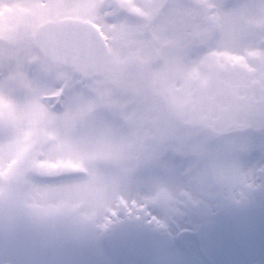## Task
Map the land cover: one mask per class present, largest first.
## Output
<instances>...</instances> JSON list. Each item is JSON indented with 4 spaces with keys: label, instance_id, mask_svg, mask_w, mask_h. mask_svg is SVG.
Segmentation results:
<instances>
[{
    "label": "clouds",
    "instance_id": "obj_1",
    "mask_svg": "<svg viewBox=\"0 0 264 264\" xmlns=\"http://www.w3.org/2000/svg\"><path fill=\"white\" fill-rule=\"evenodd\" d=\"M235 5L229 24L218 25L200 18L207 28L206 47H211L223 32L229 31L243 38L251 31L264 27V23L246 15L247 7L258 18L264 19L260 0H233ZM26 29L35 41L37 34L48 37L57 29L43 26ZM65 40H57L51 51H45L34 70V86L21 90L26 109L17 114L19 123L28 135L17 147L11 162L0 167V201L26 209L41 220L51 223L67 222L74 227L85 228L101 214L107 213L120 198L121 186L132 178L143 165L125 173L121 166L98 170V160L87 164L83 171H71L82 177L78 183L64 187H38L31 182L33 176L67 173L62 165L42 164L57 155L64 146L94 152L101 146L123 147L126 151L141 155L155 147L162 155L175 153L178 145H190L200 141L207 145L220 139L218 134L192 117L191 93L202 94L204 84L199 76H189L179 81V87L157 85L149 78V68L141 71L139 92H121L112 86V74L129 75L133 66L118 63L109 49L99 47L90 54L92 67L83 71L77 67V51L65 47ZM123 48L122 41H115ZM162 63L154 54L153 65ZM42 65L47 70H42ZM234 70L230 64L220 67L216 58L204 56L200 72L213 83L218 75ZM60 73L65 75L61 76ZM187 93V97H185ZM119 97L126 110L137 119H125L117 104ZM0 120V135L7 137V109ZM161 128L167 134H161ZM55 168L44 171L43 168Z\"/></svg>",
    "mask_w": 264,
    "mask_h": 264
},
{
    "label": "snow or ice",
    "instance_id": "obj_2",
    "mask_svg": "<svg viewBox=\"0 0 264 264\" xmlns=\"http://www.w3.org/2000/svg\"><path fill=\"white\" fill-rule=\"evenodd\" d=\"M14 3L15 0H0V9L13 7ZM22 3L41 19H62L85 8L91 11L96 23L107 34V40H101L99 34H95L63 42L66 48L77 51V67L83 71L92 67L90 54L99 47L109 49L116 58L119 48L115 41L119 40L128 49L127 55L120 56L124 61L148 65L152 54H159L162 63L149 72V78L157 85L179 87V81L199 76L205 90L202 94L191 93L192 117L212 128L220 137L217 143L230 155L239 156V162L254 150L256 139L264 141V27L243 38L225 31L207 49L196 48L190 55H174L188 47L189 37L194 34L202 41L207 40V28L200 23L201 17L221 26L229 24L235 8L233 0H115L108 4H100L98 0H22ZM260 6L264 8V0H260ZM244 12L264 23V19L256 17L249 8L246 7ZM126 16L135 18L134 23L129 24L124 19ZM53 45L50 38L40 34L33 41L27 31L0 37V114L7 109L9 132L7 137L0 135V167L6 166L5 161L11 162L17 147L28 135L17 119L18 112L27 105L17 87L14 66L22 53L33 46L47 50ZM204 56L215 57L220 67L230 64L239 71L231 77L218 75L209 84L200 72ZM187 95L185 93V97ZM260 149L264 151V143ZM162 158L163 155L149 153L114 152L110 146H101L94 152L64 146L57 155L41 163L62 165L64 171H83L87 164L110 159L128 173ZM257 169L246 177L249 188L255 186L257 176L264 179V162L257 165ZM43 170L51 172L56 169L45 167ZM216 171L225 178L235 171V165L231 169L219 166ZM118 204L127 209L138 207L135 202L130 203L122 197ZM110 214L115 216L116 211L112 210Z\"/></svg>",
    "mask_w": 264,
    "mask_h": 264
},
{
    "label": "rangeland",
    "instance_id": "obj_3",
    "mask_svg": "<svg viewBox=\"0 0 264 264\" xmlns=\"http://www.w3.org/2000/svg\"><path fill=\"white\" fill-rule=\"evenodd\" d=\"M114 2L115 0H98L100 4ZM63 19L91 22L100 29L107 40V34L96 23L91 11L87 8L62 19H41L31 10L25 8L22 0H15L13 7L0 9V37L6 38L8 34L16 31L23 32L28 28L36 27L37 21L43 24ZM124 19L129 24L134 23L135 20V18L128 16ZM205 47L206 41H202L199 36L194 34L189 37L188 47L175 52L174 55H190L196 48ZM127 53L126 46L120 48L119 55L115 59L118 63L131 64L133 72L129 75L113 73L112 86L121 92H139L141 71L145 67H148L149 70L155 67L153 65L154 54H152L150 64L142 65L133 60L124 61L120 59V56H125ZM39 59L40 57L31 48L22 53L20 59L16 62L14 70L17 87L20 90H28L34 86V70L31 66L37 63ZM42 70H47V66L42 65ZM238 71L239 69H234L222 73L220 76L231 77ZM60 75L65 74L60 73ZM114 102L125 119L130 121L137 119L134 113L126 110V105L119 97ZM196 122L203 123L198 120ZM160 131L161 134H167V129L161 128ZM262 143L264 141L256 139L254 150L243 162H239V156L230 155L220 143L207 145L204 142L197 141L190 145H178L174 149L175 153L163 155L161 160L146 164L121 186L120 197L130 203L135 202L138 205L137 208H123L117 202L109 208L107 213L101 214L85 228L74 227L67 222L51 223L43 221L28 210L15 206L11 198L8 203L0 201V263L13 260L15 252L20 255L18 258L30 262V264L36 259L43 260L46 253L60 254L64 251V243H67L63 240L65 238H68L70 245L80 241L88 247L96 248V245H99L98 228L100 226H104L109 231L112 225L124 226L121 220H126L133 213L141 218L146 216L144 212L150 213L152 211V213L157 214L159 211H165L173 219H177L174 213L181 211L180 209L183 206L186 209H192L191 206H200L202 210H204L202 207L210 210L209 206L217 202L219 198L223 199L228 196L234 199L240 191L244 195L243 199L252 198L255 194L252 195V193L255 190H259L258 193L264 194V179L257 176L255 186L251 188L248 187L246 179V177L251 176L254 170H258L257 165L264 162V151L260 149ZM110 148L114 152L126 151L123 147L110 146ZM144 153L162 156L155 147L144 150L142 154ZM233 165H235V171H231L225 178H222L216 171L219 166L231 169ZM119 166L120 164L115 160H98L99 171H106ZM81 180V176L70 171L56 175L33 176L31 182L38 187L54 188L69 186ZM112 210L116 211V215L109 220L107 214H110ZM181 215L182 213L180 219H185ZM106 218L110 223H103ZM125 229L124 226L123 230ZM115 230L114 228L112 232L117 236ZM16 244L21 246V250H16ZM75 246H78V244H75Z\"/></svg>",
    "mask_w": 264,
    "mask_h": 264
},
{
    "label": "flooded vegetation",
    "instance_id": "obj_4",
    "mask_svg": "<svg viewBox=\"0 0 264 264\" xmlns=\"http://www.w3.org/2000/svg\"><path fill=\"white\" fill-rule=\"evenodd\" d=\"M254 193L253 200H221L210 210L185 208L174 213L172 222L165 211L144 212L146 218L133 213L123 222L127 234L124 226L107 233L116 257L107 252L102 238L98 250L80 241L70 245L65 238L62 253H46L45 261L31 264H264V194ZM19 256L15 252L13 260L0 264H30Z\"/></svg>",
    "mask_w": 264,
    "mask_h": 264
},
{
    "label": "water",
    "instance_id": "obj_5",
    "mask_svg": "<svg viewBox=\"0 0 264 264\" xmlns=\"http://www.w3.org/2000/svg\"><path fill=\"white\" fill-rule=\"evenodd\" d=\"M47 27L49 25L54 26L57 31L52 35V41L55 44L57 40H69L77 37H83L85 35H95L99 34V38L104 40L99 30L93 26L91 23L83 22L80 20L73 19H63L59 22H47L42 24ZM36 53L41 56L45 51H51L52 49H40L33 46ZM107 251L112 255L113 248L106 243ZM112 248V249H111Z\"/></svg>",
    "mask_w": 264,
    "mask_h": 264
}]
</instances>
